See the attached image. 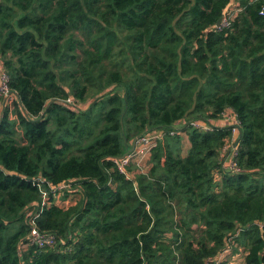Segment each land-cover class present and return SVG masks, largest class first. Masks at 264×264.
I'll return each mask as SVG.
<instances>
[{"label": "trees", "instance_id": "trees-1", "mask_svg": "<svg viewBox=\"0 0 264 264\" xmlns=\"http://www.w3.org/2000/svg\"><path fill=\"white\" fill-rule=\"evenodd\" d=\"M263 7L0 0L17 97L0 109V264H206L230 246L264 264ZM152 131L147 167L121 169Z\"/></svg>", "mask_w": 264, "mask_h": 264}, {"label": "built area", "instance_id": "built-area-1", "mask_svg": "<svg viewBox=\"0 0 264 264\" xmlns=\"http://www.w3.org/2000/svg\"><path fill=\"white\" fill-rule=\"evenodd\" d=\"M237 8H231L224 13L223 18L221 20V24L218 27H226L229 25L230 19L236 13ZM260 14H264V7L261 9ZM10 77L5 69L0 70V101L1 102H11L14 99H17L14 92L10 89L9 85ZM231 114H226V116H230ZM225 116V117H226ZM191 124L202 130H209L211 126L207 123H202L199 121H191ZM233 132L235 128H233ZM170 133H180L171 131ZM161 132L152 131L141 136H138L135 148L132 152L127 153L123 158L117 159L119 162V167L121 169L124 168V165L128 162L135 163L140 170H144L147 167L148 160L150 157L151 149L156 145L157 139L161 137ZM236 151L234 150L231 154V158L228 160H224L222 166L234 167V162L232 160V156L235 155ZM228 161V162H227ZM65 187V185L60 186ZM43 199L46 200L45 192ZM45 204L44 202L42 203ZM31 242L38 244L40 247L52 245L55 242V236L52 234H43L40 233L36 227L33 225L30 230L29 236ZM243 248L238 247L237 250H234V247H226L222 252H220L217 256L207 260L206 264H244L243 256H242ZM241 254L240 261L238 260V255Z\"/></svg>", "mask_w": 264, "mask_h": 264}, {"label": "rangeland", "instance_id": "rangeland-1", "mask_svg": "<svg viewBox=\"0 0 264 264\" xmlns=\"http://www.w3.org/2000/svg\"><path fill=\"white\" fill-rule=\"evenodd\" d=\"M228 114V113H226ZM233 121V118L231 116H226L224 118V122H232ZM184 131L180 132V137L182 138V141H181V151H182V154L185 153V151L187 150V147L189 146V140H188V137L185 133H183ZM131 142V141H130ZM231 158V156H229L228 160ZM228 162V161H227ZM62 202V201H61ZM235 249V248H234ZM241 259V254L238 255V260L240 261Z\"/></svg>", "mask_w": 264, "mask_h": 264}, {"label": "water", "instance_id": "water-1", "mask_svg": "<svg viewBox=\"0 0 264 264\" xmlns=\"http://www.w3.org/2000/svg\"><path fill=\"white\" fill-rule=\"evenodd\" d=\"M224 15V14H223ZM223 15L216 21V26H220L221 24V20L223 18ZM138 136L134 137L133 140L131 141V144L129 146V148L127 149V151L120 157L123 158L127 153H130L134 150L136 142H137Z\"/></svg>", "mask_w": 264, "mask_h": 264}, {"label": "crops", "instance_id": "crops-1", "mask_svg": "<svg viewBox=\"0 0 264 264\" xmlns=\"http://www.w3.org/2000/svg\"><path fill=\"white\" fill-rule=\"evenodd\" d=\"M3 69V65H2V60L0 59V70ZM2 107V102L0 101V109ZM0 117H1V113H0Z\"/></svg>", "mask_w": 264, "mask_h": 264}]
</instances>
